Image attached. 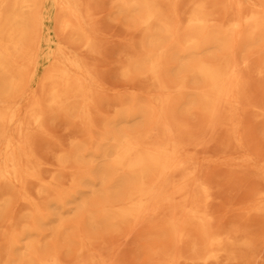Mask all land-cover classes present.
<instances>
[{
    "label": "bare ground",
    "instance_id": "6f19581e",
    "mask_svg": "<svg viewBox=\"0 0 264 264\" xmlns=\"http://www.w3.org/2000/svg\"><path fill=\"white\" fill-rule=\"evenodd\" d=\"M4 2L0 228L7 249L0 264H112L97 241L157 221L165 229L158 236L188 245L193 259H234L235 233L210 227V187L190 152L203 139L192 138V126L178 114L199 113L207 130L235 140L238 114L250 105L247 74L264 67V60L256 67L251 60L264 53V0H112L141 35L118 61L120 75L140 90L101 117L95 75L84 58L99 54L89 2L53 0L68 45L57 41L48 55L41 94L34 86L40 46L29 43L38 0H13L9 9ZM47 116L67 119L80 135L51 150L58 171L45 180L31 140L46 130ZM30 183L43 203L31 196ZM16 200L27 206L18 229L10 215ZM171 250L155 252L162 264L183 257Z\"/></svg>",
    "mask_w": 264,
    "mask_h": 264
},
{
    "label": "rangeland",
    "instance_id": "374dc122",
    "mask_svg": "<svg viewBox=\"0 0 264 264\" xmlns=\"http://www.w3.org/2000/svg\"><path fill=\"white\" fill-rule=\"evenodd\" d=\"M80 1L84 4L89 2L91 6V22L99 48V54L95 56L81 55L95 75L92 86L97 94V108L101 112L98 115L109 116L112 113L111 104L121 98L128 99L140 90L139 83L120 75L118 61L129 44H137L141 35L130 27V20L119 12L112 0ZM250 3L251 0H243L245 5ZM12 4L13 0H5L4 7L9 9ZM58 19L53 0H38L33 11L29 43L33 47L38 41L40 46L34 80L39 94L41 77L51 61L48 55L51 57L57 41L68 45L66 37L58 31ZM251 60L253 67L258 66L264 60V53L252 55ZM254 71L247 74L246 99L250 105L238 114L235 140H227L222 130L211 133L204 127L199 113L192 116L178 114L181 120L192 126V138L203 139L190 152L195 153L193 162L198 167L199 178L210 187L206 206L211 216L210 227L222 233H235V258L228 260L221 255L217 260L208 262L193 259L188 245L176 247L171 237L158 236L165 229L161 230L162 222L157 221L153 225H139L132 231L125 228L120 233L105 235L96 243L105 260H110L112 264H162L165 258L155 252L172 249L183 253L176 264H264V67L262 73ZM46 120V130L34 132L31 148L34 162L39 163L40 172L48 180L49 175L58 171L51 150L58 145L66 148L68 141L80 133L63 117L47 116ZM33 187L34 183H30L31 196H34L35 202L43 203V198L35 195ZM26 211L23 201L14 202L10 215L17 229L18 221ZM44 230L49 231L48 228ZM1 231L0 228V260L3 261L7 246ZM243 242L249 244L248 248ZM63 259L70 263L73 261L71 255H64Z\"/></svg>",
    "mask_w": 264,
    "mask_h": 264
}]
</instances>
